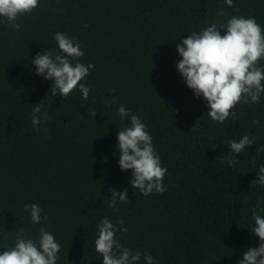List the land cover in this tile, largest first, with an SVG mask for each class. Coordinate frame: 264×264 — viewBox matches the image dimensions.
<instances>
[{
	"label": "trees",
	"instance_id": "1",
	"mask_svg": "<svg viewBox=\"0 0 264 264\" xmlns=\"http://www.w3.org/2000/svg\"><path fill=\"white\" fill-rule=\"evenodd\" d=\"M0 264H264V0H0Z\"/></svg>",
	"mask_w": 264,
	"mask_h": 264
}]
</instances>
